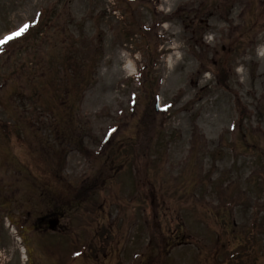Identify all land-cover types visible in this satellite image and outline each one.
<instances>
[{
    "label": "rangeland",
    "instance_id": "1",
    "mask_svg": "<svg viewBox=\"0 0 264 264\" xmlns=\"http://www.w3.org/2000/svg\"><path fill=\"white\" fill-rule=\"evenodd\" d=\"M24 24L30 27L23 35L0 44V160L9 147L22 152L16 138L63 121L72 139L68 147L79 140L94 161L81 162L80 149L62 155L69 160L64 168L65 160L51 164L38 147V180L44 169H56V178L81 184L82 173L92 176L104 160L122 163L108 192L93 193L94 181L82 188L81 214L60 218L58 231L74 241L60 232L31 234L34 249L58 244V259H51L63 264L60 250L89 241L86 235L112 216L111 264L137 262L145 251L155 257L161 240L152 238L149 250L144 246L151 230L143 219L154 225L146 195L138 189L127 201L136 194L134 184L148 183L158 194L152 212L163 233L183 234L178 224L184 217L193 237L210 240L173 245L174 239L161 262L212 264L219 250H213L215 231L225 229V235L217 233L223 244L235 222L223 256L227 248L239 250L246 264H264V0H0V37ZM114 128L116 136L107 141ZM48 142L62 145L53 135ZM20 171L0 161V182L14 176L3 194L11 189L24 207L31 201ZM105 195L106 216L93 220L88 209ZM224 202L233 208L221 220L217 211ZM16 205L0 208L17 215ZM38 208L46 207L40 202ZM4 211L0 264L12 253L16 258L20 246ZM98 264H105L103 258Z\"/></svg>",
    "mask_w": 264,
    "mask_h": 264
},
{
    "label": "flooded vegetation",
    "instance_id": "2",
    "mask_svg": "<svg viewBox=\"0 0 264 264\" xmlns=\"http://www.w3.org/2000/svg\"><path fill=\"white\" fill-rule=\"evenodd\" d=\"M200 21H202V19H200ZM204 21V20H203ZM192 24H194L195 22H191ZM197 26H194V29ZM12 202H15V204L18 205V201L17 200H8L7 203L10 205ZM48 204V208L45 210L46 212L41 215L38 216L35 214L34 216L32 215V219L29 220L28 222L25 221L23 224V231L24 233L21 234L22 238L21 240H25L26 235H27V230L30 228V233L28 235H35L36 232H40V231H46L48 232L47 228H48V224L47 221L50 217L52 216H60V215H64L66 216H72L74 212L75 214H80V206L77 205L76 201L70 200V201H45ZM34 203V202H33ZM64 203V204H62ZM0 204H4V201H2ZM62 204V205H60ZM16 205V206H17ZM32 206V204H30ZM106 202H100L97 205H94L95 210V214L96 216H101V217H105L106 216V211L104 210V208L106 207ZM32 212H35V209H32ZM69 212V213H68ZM19 215H20V211L18 212V220H19ZM116 224V220L114 222V226ZM109 229L111 230V227L109 224H105V223H98L97 226L94 229V233H95V240L99 238V235L102 231H104L105 229ZM60 230V225H57V230ZM60 232V231H55L52 232L53 234ZM49 233V232H48ZM51 233V232H50ZM63 235H68V233H61ZM105 239H107L109 237V235L105 234ZM30 240V239H29ZM26 246H27V253L29 254V257L27 258V264H38V259L37 256L35 254L34 251V246H32L34 244V242H31V240L27 243V241H25ZM78 245H83L82 242L79 243ZM32 246V247H31ZM80 247V246H79ZM77 248L76 250H74L73 252H71L72 254L76 255L77 257H71V262L73 264H76L77 262H79V258L82 257L83 259V264H84V260H85V252L84 250L80 247ZM89 249V252H94L95 254L92 256V261L91 264H97V262L99 261L98 258V253H101L99 257L103 258V260L105 261V264H111L112 258H113V253L112 250L114 248L113 245L109 246L108 249H105L101 246H99L98 244L94 243L93 245H90L87 247ZM89 254V253H88ZM86 254V256L89 257V255ZM91 255V254H90ZM76 259L74 261H72V259ZM49 260L51 261V264H56V262L51 259L49 257ZM150 257L148 255V253H146V255H143V257L141 258V262L139 264H150ZM70 263V264H72ZM43 264V263H42Z\"/></svg>",
    "mask_w": 264,
    "mask_h": 264
},
{
    "label": "snow or ice",
    "instance_id": "3",
    "mask_svg": "<svg viewBox=\"0 0 264 264\" xmlns=\"http://www.w3.org/2000/svg\"><path fill=\"white\" fill-rule=\"evenodd\" d=\"M29 27V24H24L22 27H19L18 30L11 32L8 35H4L3 37H0V44H7L15 38H18L19 36L23 35Z\"/></svg>",
    "mask_w": 264,
    "mask_h": 264
}]
</instances>
